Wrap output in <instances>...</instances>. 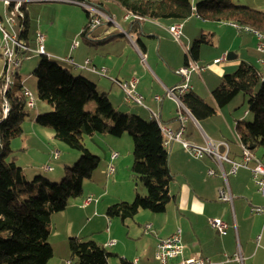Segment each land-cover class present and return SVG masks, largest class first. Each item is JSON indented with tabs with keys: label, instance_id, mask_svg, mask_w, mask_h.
Wrapping results in <instances>:
<instances>
[{
	"label": "crops",
	"instance_id": "0c3cea01",
	"mask_svg": "<svg viewBox=\"0 0 264 264\" xmlns=\"http://www.w3.org/2000/svg\"><path fill=\"white\" fill-rule=\"evenodd\" d=\"M64 2L69 3L65 0ZM109 6L110 8L105 3L101 6V12L111 19L108 21L106 17H102L101 26L107 23L108 27L106 30H101V65L97 59L79 53L81 46L74 48L73 45L71 56L66 58L72 59L77 65L73 68L75 71L73 74L96 76L80 68L84 66L86 60H91L92 66L105 68L107 76H101V94L107 95L112 103L118 102L119 105L125 100V96L113 80L120 82L136 80L137 92L148 104L155 105L156 112L152 111L159 117L161 123L175 130L184 126L185 139L194 145L205 146L208 141L224 142L229 147V158L237 162L241 161L242 149L236 124L243 121L245 116L235 115V117L231 114V110L226 111L223 108L215 115L217 119L197 121L193 116H187L186 121L182 123L178 118L176 104L166 96V90L183 83V78L177 74V71L185 67L187 62H195L201 68L209 66L205 70L191 74V92L200 96L210 106L216 107L212 93L224 76L237 69L241 63L254 67L258 72L262 71L260 60L263 55L257 50L259 39L246 33L256 34L241 31L232 24L206 22L197 16H192L184 22L137 20L127 15L121 6L115 4ZM27 10L30 18V10L28 8ZM177 23L183 24L180 42H176L169 32V28ZM81 27V25L77 26L78 29L73 37L80 32ZM40 29L37 34L44 35L43 27ZM236 30L240 34L246 32L244 35L241 34L242 42L246 45L233 54L230 50L236 44L234 33ZM49 33V38L45 37V43L50 39ZM211 33L215 35L212 43L202 45L199 58L194 60L188 57L194 42L203 34ZM227 35L231 36L230 40L233 43L230 46L222 45ZM70 49L69 47L68 50ZM60 55H65V52ZM225 55H228L225 62L214 63ZM232 55L234 58L231 57ZM157 97H160L161 101L158 102ZM137 113L145 119L143 112ZM90 138L101 144L99 151L101 160L105 164L104 169L106 167L109 169L111 164L116 166L115 175L112 176L114 179L108 182V187L111 184L124 187L129 191V196L124 198L120 193L109 198V190L103 193L92 191L96 196L90 193L86 195L84 187L85 196L81 199L82 203L74 201L64 212L53 217L50 242L54 256L48 264L72 262L69 246L72 237L83 238L87 227L95 221L101 222V232L104 231L108 219L106 212L111 205L120 201H132L138 194L143 196L145 194L144 190H139L137 184L133 188L130 187L131 179L134 178L131 172L133 153L129 148L125 154L122 148L123 142L128 143V139L124 135L120 138L108 135H95ZM167 150L173 181L170 185L172 200L165 213L153 214L142 211L134 219L120 223L110 222L111 226L107 234L101 235L100 240H96L97 243L101 242L100 245L106 247L107 244L115 242V245L106 248H111L122 264L123 261L128 264H159L156 259L159 241L170 237L180 229L186 258L203 257L213 264H264V217L252 213L253 207L264 206V197L258 191L251 172L247 169H239L233 174L232 164L223 163L224 174L234 202L233 205L222 203L219 201L218 192L225 185V177L213 158L194 159L179 143L172 144ZM224 152L225 150L222 149V153ZM113 153H118L119 158L112 162ZM261 153L259 149L254 155L264 165V152ZM253 165L254 163H250V166ZM122 169L127 173L129 180L122 179ZM211 170L215 175H209ZM26 176L29 177L27 173ZM90 197L93 199L91 204L83 207L85 199ZM215 218L229 225L225 236L219 235L211 227L210 220ZM148 225L151 226L149 230L146 229ZM261 235L262 240L257 247V237ZM239 247L242 262L234 260Z\"/></svg>",
	"mask_w": 264,
	"mask_h": 264
},
{
	"label": "trees",
	"instance_id": "16d2710c",
	"mask_svg": "<svg viewBox=\"0 0 264 264\" xmlns=\"http://www.w3.org/2000/svg\"><path fill=\"white\" fill-rule=\"evenodd\" d=\"M101 1L67 0L71 4L92 6L102 11ZM109 1L117 3L127 15L137 20L184 22L197 16L206 22L232 24L264 35V11L237 6L233 0H203L199 3L193 0ZM26 4L21 5L19 12L15 11L14 4L7 9L19 18L18 38L30 48V18ZM86 13L87 23L81 37L90 46H98L101 40L91 35L96 28L92 26L93 13L88 9ZM214 36L213 33L203 34L194 42L188 57L198 59L202 45L211 44ZM40 57L34 71L38 96L52 111L38 115L35 122L53 129L56 139L77 151L80 160L65 168V175L58 183H51L41 176L30 182L15 160L9 162L7 158L13 153L12 142L24 135L22 125L30 116V108L19 73L15 77V86L6 94H3V81L0 82V264H48L53 258L50 242L53 217L64 212L72 200L84 198L85 182L93 179L102 162L87 148L86 136L120 138L129 133L134 143L131 172L147 190L145 196L138 194L134 202L121 201L111 205L106 212L109 220L118 218L125 222L142 211L163 214L172 200L169 154L157 121L121 113L107 95L98 92L95 83L73 75L69 69L51 61L46 53ZM241 93L248 99V108L255 115V121L237 122L236 132L240 143L255 153L264 149V82L254 67L241 63L235 73L223 77L212 93L216 107L193 92L182 97V102L191 115L201 121L214 117ZM4 98L10 108L7 116L3 113ZM93 101L96 103L95 112H87V105ZM69 246L77 264H110V259L115 257L91 238L72 237ZM123 264L128 263L123 261Z\"/></svg>",
	"mask_w": 264,
	"mask_h": 264
},
{
	"label": "rangeland",
	"instance_id": "374dc122",
	"mask_svg": "<svg viewBox=\"0 0 264 264\" xmlns=\"http://www.w3.org/2000/svg\"><path fill=\"white\" fill-rule=\"evenodd\" d=\"M67 1V0H65ZM203 0H193L194 3L202 2ZM102 3H105L109 8V5H117V3L102 0ZM234 4L237 6L249 7L256 10L264 11V0H233ZM27 8L30 10L31 21H30V34H29V44L30 51L27 54V57L22 56V66L19 70V75L21 76V82L24 85V88L28 91L29 94L32 95L35 100V106L30 108V116L26 119V121L22 125V129L24 131V135L21 138H18L12 142V151L13 153L9 155L7 160L12 162L15 160L16 164L23 168L25 172L28 174V179L30 182H33L37 177H43L49 180L51 183L60 182L65 175V168L72 167L76 165L80 160V155L77 151L70 148L65 143L59 141L55 137V132L53 129L48 127H43L35 122L38 115L50 113L52 108L46 103L40 100L38 96V80L34 76V71L36 70L39 62H40V54L35 53L39 50V43L37 41L36 35L40 28L43 27L45 37H48V33L50 30V39L45 43V53L49 56V59L53 62H56L63 68H67L70 71H73L74 66H77L74 62H66V58L71 56L73 45L76 43L81 46V49L78 51L79 53H83L85 56H89L90 58L97 59L100 61L101 65V44L98 46H91L84 41L81 37L82 30L87 23V13L86 7L80 4H70L64 2V0H43L40 2H28L26 4ZM9 13L10 17L13 18L16 22V25L11 26L7 23V14ZM1 17L3 21H1ZM105 22V21H104ZM0 24L6 27L7 31H10L11 34H16L19 32V18L16 14H12L8 11L7 6L5 4V0H0ZM82 26L81 30L78 34L73 37L74 32L78 29L77 26ZM108 24H104L103 26L99 25L92 31V36H95L96 39L101 40V30H106ZM48 32V33H47ZM236 35V44L232 47L231 53L235 54L236 51L242 50V47L246 44L242 42L241 34H245L246 32H238L237 30L234 32ZM253 37H256L253 33ZM257 38V37H256ZM231 36L227 35L226 40L222 41V45L230 46L232 45V41L230 40ZM258 39V38H257ZM3 42V34L0 31V45ZM78 46V47H79ZM71 48L68 50V48ZM67 51V53H66ZM65 52V55H60ZM234 58V56H231ZM0 59H1V51H0ZM87 61V60H86ZM91 61V60H90ZM86 63V62H85ZM79 64V63H78ZM85 65V64H84ZM84 67V66H83ZM97 67V66H96ZM82 68V67H80ZM101 70V66L97 67ZM238 70L235 69L230 74L235 73ZM72 73H75L73 71ZM77 74V73H76ZM73 74L75 76H79ZM83 77L87 78L91 82L97 85V90L101 94V76H88L86 74H82ZM176 104V111L178 113V105L177 102L173 101ZM214 103V102H213ZM115 108L124 114H132L135 116H139L140 114L137 112H143L146 116L145 119L149 120L151 118V112H156L155 105H150L146 101H144V106H139L135 103L129 104L125 100L121 102L119 105L118 102L113 103ZM214 106V104H213ZM96 109V103L93 101L87 105V112L94 113ZM226 111L231 110V114L238 116H245L243 121L246 123H253L255 121V115L249 111L248 108V99L244 96V94H239L227 107L224 108ZM158 112V111H157ZM230 113V112H229ZM249 115V116H246ZM142 116V115H140ZM236 117V116H235ZM209 119H217L214 117ZM219 121V120H214ZM217 123V122H216ZM124 137L128 139L127 142H123L122 148L124 149V153L126 154L128 149L133 153L134 143L133 139L129 133H125ZM85 144L90 152L101 158V146L100 143L94 142L90 137H85ZM132 146V147H131ZM100 150V151H99ZM57 151L59 153V158H54L52 156V152ZM263 154L264 149H260ZM262 157V155H259ZM44 166H49L53 170L52 172H48L43 170ZM111 166V165H110ZM114 167L115 164H113ZM105 164L101 162L99 168L95 171L92 180H87L85 182L86 195L90 193V195L96 196V194L92 193V191L97 193H103L109 190V198H112L115 194H120L127 198L129 196V191L126 189L111 184L108 187V182L113 181V177L115 174L110 175L109 169H104ZM104 169V170H103ZM101 172H104L101 174ZM133 175V174H132ZM122 179L129 180L127 173L122 169ZM132 180V184L130 187H135L138 185L139 190H144L145 194H147V190L145 186L134 177ZM85 191V190H84ZM144 194V196H145ZM142 195V194H141ZM85 196V193H84ZM143 196V195H142ZM97 200V199H96ZM78 201L82 203L81 199L72 200V202ZM121 202V201H120ZM125 202H134L125 201ZM116 221V223H120V219H112L108 220L105 226L104 231L101 232L102 224L101 222L95 221L91 225L87 227L86 233H84L83 238H91L96 243V240H100L101 235H106L107 230L110 228V222ZM122 222V221H121ZM88 236V237H85ZM99 242V241H98ZM70 243V240H69ZM98 244H101L99 242ZM109 252L113 253L111 248L107 249ZM72 263L77 264V261L73 260ZM110 264H122L120 259L116 256L110 259Z\"/></svg>",
	"mask_w": 264,
	"mask_h": 264
},
{
	"label": "built area",
	"instance_id": "2783aa9c",
	"mask_svg": "<svg viewBox=\"0 0 264 264\" xmlns=\"http://www.w3.org/2000/svg\"><path fill=\"white\" fill-rule=\"evenodd\" d=\"M43 0H38V2ZM31 2V0H5L6 6H11V4L15 5V11L19 12V9L23 3ZM86 7L91 13H93V27H98L101 25L102 17H106L105 14L101 12V10L92 7V6H84ZM108 21H111L109 17H106ZM3 21V19L1 20ZM7 23L11 26L16 25V22L13 18L10 17L9 14H7ZM0 27L3 28V31L5 32V45L2 46V49H0L1 53H9L11 56V63L10 67L7 72V77L9 74L12 73H18L21 66H22V59H21V53L26 54L29 53L30 48L26 45H24L22 42H20L17 33L11 34L10 31L6 30V27L0 24ZM240 29V28H238ZM170 34L174 37L176 42L181 41V37L183 34V24H175L174 26L169 28ZM45 35L42 33H38L37 41L39 43V50L35 53L37 54H45L44 49V42H45ZM79 46L78 43L74 45V48H77ZM257 50L260 54L263 55V58L260 60V64L262 66V71L260 72L261 80L264 82V39H259V44L257 46ZM228 59V55H225L222 59L216 60L215 64H220L222 62H225ZM70 63H73L72 59H66ZM209 68V66L205 68L199 67L196 63L190 61L185 67L180 68L177 71V74L183 78V83L177 87H174L172 89L166 90V96L172 100L177 102L178 105V113H179V120L184 123L187 119V116H191V113L186 108L184 103L182 102V97L187 95L188 93H191L192 87L190 85V79L191 74L196 71L205 70ZM81 69L88 70L89 72L96 74L98 76L105 77L107 76V70L105 68H101L99 70L97 67L92 66L91 61L87 60L84 67ZM113 82L123 91L125 96V101L129 104H137L139 106H144V98L137 92V81L136 80H130V81H116L113 80ZM26 95L28 97V107L33 108L35 104H33V99L30 98V94L26 90ZM156 100L159 102L161 101L160 97H157ZM9 104L6 101V110L4 113L5 115H8L9 113ZM154 113L151 111V114ZM185 127L182 126L180 129L175 130L167 125H165V132L167 133V144L168 147L171 146L174 143H179L183 149L194 159L200 160L205 157H211L213 158L216 163L218 164L223 176L225 177V185L219 189V201L222 203H229L233 205L234 197L232 195V192L230 190L228 181L226 179V176L224 174L223 170V163L229 162L232 164V173L235 174L239 169H247L251 172L253 180L255 182L256 187L258 188V191L261 193V195L264 197V165L256 159L253 152H251L246 146L241 144L242 149V158L241 161L237 162L234 160H231L229 158V147L228 144L224 142H211L208 141L205 146H198L189 143L185 139ZM222 149L225 150L224 153H222ZM52 156L56 159L59 158V153L57 151L52 152ZM119 158L118 153L112 154V162ZM250 163H254L253 166H250ZM43 170L52 172V168L49 166H44ZM116 169L111 164L109 166V173L110 175H113L115 173ZM209 175H215L214 171H209ZM92 198H88L84 201L83 207H86L91 204ZM252 213L258 216L264 217V206L263 207H253ZM211 227L221 236H225L228 232L229 225L224 222L221 219L215 218L210 220ZM151 228L150 225L146 227L147 230ZM262 240V235L257 237V247H259L260 241ZM115 245V242L109 243L106 245V247H111ZM185 247L182 242V231L178 229L175 233H173L170 237L166 239H162L159 241L157 245L156 250V259L159 262V264H213L209 259L200 257V258H186L185 257ZM234 260L242 262V253L241 249L239 247L238 253L235 255ZM67 264H72V262H67Z\"/></svg>",
	"mask_w": 264,
	"mask_h": 264
},
{
	"label": "bare ground",
	"instance_id": "6f19581e",
	"mask_svg": "<svg viewBox=\"0 0 264 264\" xmlns=\"http://www.w3.org/2000/svg\"><path fill=\"white\" fill-rule=\"evenodd\" d=\"M33 1L38 2V0H31V2H33ZM177 24H182V23H177ZM240 30L241 31L245 30V31L252 32V31H250L247 28H243V29L240 28ZM0 31L3 34V42H2V45H0V49H2V46L5 45V32L3 31L2 27H0ZM254 33L256 34L258 39H264V35H261V34H259L257 32H254ZM67 62H69V61H67ZM10 63H11L10 54L9 53H1V59H0V82L3 81V85H4L3 94H6L7 91H9L10 89H12L15 86V77H16L17 73L9 74L8 77H7L6 70H8V68L10 67ZM30 98L33 99L31 94H30ZM33 104H35V100L34 99H33ZM5 110H6V99H5L4 104H3V112H5ZM5 116H7V115H5ZM151 119H154L159 124L160 130H161L163 138H164V146H165L166 149H168L169 147H168V144H167V133L165 132V125L163 123H161V121L159 120V117L155 113L151 114ZM86 199H88V198H86ZM83 204H84V202H83Z\"/></svg>",
	"mask_w": 264,
	"mask_h": 264
}]
</instances>
